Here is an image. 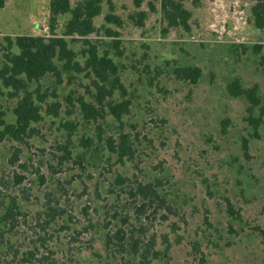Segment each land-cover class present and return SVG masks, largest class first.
<instances>
[{"label":"rangeland","instance_id":"obj_1","mask_svg":"<svg viewBox=\"0 0 264 264\" xmlns=\"http://www.w3.org/2000/svg\"><path fill=\"white\" fill-rule=\"evenodd\" d=\"M80 1L70 0V8ZM255 1L187 0L185 31L167 26L162 0H142L139 8L133 0H101L94 31L80 38L65 36L68 14L51 31L49 0H4L0 69L8 52L18 53L5 40L31 36L62 38L80 70L65 72L55 60L59 79L27 83L40 119L19 141L0 144V204L15 198L22 214L10 242L25 250L40 235L66 263L138 264L142 254L146 264H264V117L254 132L246 101L226 92L238 80L264 104V29L251 21ZM91 51L111 61L109 80L117 78L116 87L104 84L110 95L101 103L85 67ZM177 68L200 69L196 84L176 77ZM0 89L3 119L14 124L23 93ZM81 100L97 110L96 120L85 119ZM121 102L128 109L116 121L108 105ZM121 136L125 156L110 149ZM138 184H151L159 198L133 196ZM48 206L56 211L50 224ZM116 232L125 239L120 253L105 244Z\"/></svg>","mask_w":264,"mask_h":264},{"label":"trees","instance_id":"obj_2","mask_svg":"<svg viewBox=\"0 0 264 264\" xmlns=\"http://www.w3.org/2000/svg\"><path fill=\"white\" fill-rule=\"evenodd\" d=\"M187 0H162L161 11L164 20L168 27L182 28L188 31V21L191 14L184 8V3ZM142 0H133L136 8L140 7ZM101 0H82L77 3L74 9L70 8V0H49V21L51 24V31H53L56 19L58 16L70 15V19L65 26V36H77L85 38L94 31L92 19L100 14ZM4 6V0H0V9ZM136 25L142 26L144 13H137ZM110 17H106L110 21ZM251 21L255 29H264V0H256L251 7ZM7 46H14L17 48V54L8 52L4 57V64L0 69V85L4 88L14 91L12 97H16L19 92L23 93V97L17 102L16 107L13 109L15 116L14 124L5 123L3 112L0 111V144L6 137H11L15 141H19L29 128V124L37 122L40 119L38 108L33 104L32 95L27 92L26 84L32 81H38L47 74L54 75L57 79L60 78V72L54 61L63 63L62 70L69 72L70 68H75L80 72L78 65L72 63L73 54L67 49L66 43L62 38L53 37L45 39L42 37L20 36L14 40L6 39ZM259 51L260 46L254 47ZM89 58L85 64L86 69H90L94 73L96 80L92 82L94 90L96 91V99L98 103L104 99L106 95H110V91L106 92L104 84L111 83L113 87L117 85V78L112 81L109 76L113 75L115 69L112 63L107 58H99L95 51L88 52ZM111 71V72H110ZM176 77L191 84H196L200 77V69L198 68H177L174 71ZM123 92L121 86H119ZM227 94L232 98H241L246 101V122L252 126L254 132L257 131L261 125L262 118L264 117V104L257 94V89L243 88L238 80L232 81L226 87ZM1 94V89H0ZM124 94V92H123ZM127 102L119 104L108 105L109 114L116 120L120 121L122 115L127 112ZM79 107L85 116L86 120H96L99 116L97 110L90 104H85L82 100L79 102ZM257 113V115H255ZM125 138L121 136V143L115 148H110L112 153H119L120 156H125L129 148H125ZM243 154L247 155V142L243 141ZM66 154L69 156V151L64 148ZM135 197H140L145 201L158 199L156 189L151 184H138L134 192ZM146 203H142L141 207H145ZM230 214L233 213L232 206L228 203ZM55 209L47 207L45 216L49 217L47 224L55 220ZM21 211L15 198H10L8 204H0V264H78V261L69 259L66 262L59 260L55 254L48 248H45V240L37 235L35 241L30 240V247L22 250L23 245H13L8 236L15 235V229L18 227V217ZM41 231L46 235L43 225H39ZM3 229V230H2ZM7 235V236H6ZM116 232L113 237H106V246L114 245L118 248V253L124 251L125 239L118 236ZM6 237V238H5ZM132 240V237H129ZM113 240L118 243L114 244ZM133 245V246H132ZM133 247L132 254L137 256L138 249L137 243L131 244ZM45 249L46 253L40 250ZM116 252V250H113ZM140 261L138 264H146V257L140 254ZM123 258H121L122 260ZM119 264H133L129 260H122Z\"/></svg>","mask_w":264,"mask_h":264}]
</instances>
